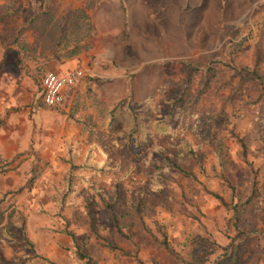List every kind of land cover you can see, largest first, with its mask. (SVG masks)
Masks as SVG:
<instances>
[{"label": "rangeland", "instance_id": "obj_1", "mask_svg": "<svg viewBox=\"0 0 264 264\" xmlns=\"http://www.w3.org/2000/svg\"><path fill=\"white\" fill-rule=\"evenodd\" d=\"M113 5L111 51L89 61L103 77L86 74L72 99L66 92L64 105H46V75L79 66L77 56L66 55L81 33L74 36V16L63 26L65 15L79 7H86L90 17L103 8L111 14ZM255 52L264 75V0H0V157L6 161H0V207L16 239L22 238L16 224L24 217L34 245L0 239V264H45L36 255L57 264H92L74 257L66 229L93 264H139L136 258L145 264H213L236 230L231 212L207 190L231 205L241 204L238 227L247 243L240 264H264V96L249 104L260 90L252 81L241 83L232 68L251 66ZM213 59L216 75L198 103V111L212 122V137L204 140L203 133L180 129L154 133L152 119L165 111L163 101L179 92L178 86L165 87V81L186 78L192 67ZM203 77V72L191 75L192 95ZM129 90L146 123L147 135L140 141L124 139L123 118L111 126L106 119ZM238 137L245 140L250 164L242 159ZM181 141H190L195 157ZM90 147L108 170H74V192L59 210L54 196L64 190L69 159L82 164ZM166 157L195 178L172 168ZM253 183L257 194L244 204ZM139 191L146 203L142 219L129 211ZM100 193L120 202L131 240L114 231ZM87 203L93 230L128 254L110 250L94 235ZM156 221L183 262L156 241Z\"/></svg>", "mask_w": 264, "mask_h": 264}, {"label": "trees", "instance_id": "obj_2", "mask_svg": "<svg viewBox=\"0 0 264 264\" xmlns=\"http://www.w3.org/2000/svg\"><path fill=\"white\" fill-rule=\"evenodd\" d=\"M74 16L75 23L73 24V28L75 29L76 34L74 36H78L72 40L70 45H72V50L66 55V57H76L80 54L83 49L89 48L88 39L91 37L92 33V24L90 21V16L88 14L86 7H79L72 11L71 14L65 15V20L63 26H66V23L69 21L70 17ZM81 45V43H83ZM238 48L228 52L227 55L231 58V54L235 53ZM226 51V47L223 48L222 54ZM56 52V51H55ZM221 54V55H222ZM53 58L59 60L61 58L60 55L54 53ZM216 60H211L208 63H205L199 67H192L191 71L188 73L186 78H181L180 80H172L167 79L165 81V87L168 86H178L179 92L174 96L169 97L163 101L165 111L159 112L155 118L151 121V126L156 134H174L178 129H180V133L189 132L193 135H199L203 133L202 138L207 140L212 137V122L207 113H201L198 111V103L200 97L205 93V91L211 86L214 76L216 75V69L213 66V63ZM259 63L260 57L257 52L254 54V58L251 66H233V72L235 75L240 77V82L252 81L259 88V93L253 101L249 102V104H255L259 101V99L264 96V75L259 71ZM203 72V83L201 87L192 95L190 93V77L194 73ZM125 120V132L124 139L127 142H133L135 140H141L145 138L147 135V130L145 129L146 123L143 121V114L141 112L140 107H137L132 100V93L129 90L125 94L124 97L118 99L115 104L111 107V109L106 114V119L108 124L111 126L117 121L121 119ZM75 121L82 123L85 125L83 121L75 119ZM238 141L241 147L242 159L247 164L250 162L247 159V145L243 137H238ZM182 147L184 151L188 154V156L195 157V150L190 145V141H181ZM165 160L170 164V166L180 172H183L187 175L195 178V175L184 169L178 162L172 160L169 157H166ZM0 161L5 163L6 161L0 157ZM252 168V167H251ZM76 169H85L91 170L93 172H106L108 167L105 162H99L95 159V154L93 148L90 147L85 159L82 164L74 165L72 160L69 159V167L66 172L65 181H64V190L63 192H59L54 196L56 202L59 204V210H61L65 206L66 199L74 192V170ZM33 183V179H29L27 182V187H31ZM228 184V183H227ZM23 187L17 190L19 192ZM207 192L217 199L231 212V221L233 222L234 229L236 230L235 235L231 238L230 243L221 248L220 255L216 258V261L213 264H240V258L242 251L244 250L247 243L246 234L241 231L238 227V208L241 206L240 203L229 204L225 198L220 195L218 192H214L211 190H207ZM257 194V189L255 183H253V189L251 194L245 199L243 202L249 203ZM100 200L105 209V214L108 220L112 223L113 229L116 234L120 237L131 240V234L124 229L122 224V215L118 210V205L120 202L113 198H105L100 193ZM242 203V204H243ZM146 208V203L144 201V197L139 191L136 200L131 203L129 207L130 214L133 216L142 219V215ZM86 211L89 218V227L94 235L103 241V246L108 247L110 250H119L122 254H128L123 249H121L115 242L110 241L109 239L102 237L97 231L93 230L94 218L91 212V203L86 204ZM16 225L19 226L22 231V238L16 239L15 233L10 229V223H5L4 211L0 207V239L8 240L10 242H24L31 248H33V243L25 233V219L21 217V222H18ZM156 230L159 233V237L156 238V241L163 246L167 253L174 256L176 260L183 262L180 254L175 251L173 246L168 240V236L166 230L163 225L159 222H155ZM67 235L70 236L73 245H74V257L78 259H86L88 263H95V261L91 258V256L78 247L77 242L74 237V233L69 230L64 231ZM42 262L45 264H57L49 258L36 255ZM136 257V256H135ZM139 264H145L142 260L136 258Z\"/></svg>", "mask_w": 264, "mask_h": 264}, {"label": "crops", "instance_id": "obj_3", "mask_svg": "<svg viewBox=\"0 0 264 264\" xmlns=\"http://www.w3.org/2000/svg\"><path fill=\"white\" fill-rule=\"evenodd\" d=\"M112 8H113V13L111 14L108 12V9L103 8L102 11H99L95 17L94 16L92 17V15L90 17L91 24H93V32H92L93 38L91 36V39H90L91 48L77 55V62H78L77 64L79 66L72 67V68L82 69L84 72V76L86 74L90 76H93V75L102 76L101 72L94 66L95 63L92 64V63H89V61L92 55L94 54L100 57H105L111 51V50H108V46H109L108 40L115 38V5H113ZM62 66L63 64H59V68H62ZM81 80L74 87L65 91V93L69 92L71 94V99L74 97L78 85H81Z\"/></svg>", "mask_w": 264, "mask_h": 264}, {"label": "built area", "instance_id": "obj_4", "mask_svg": "<svg viewBox=\"0 0 264 264\" xmlns=\"http://www.w3.org/2000/svg\"><path fill=\"white\" fill-rule=\"evenodd\" d=\"M84 76L80 68L60 74H47L43 81V101L48 106L65 104L64 93L74 87Z\"/></svg>", "mask_w": 264, "mask_h": 264}]
</instances>
